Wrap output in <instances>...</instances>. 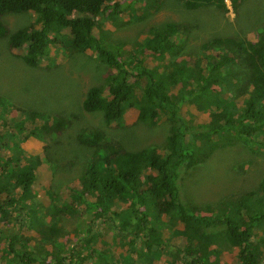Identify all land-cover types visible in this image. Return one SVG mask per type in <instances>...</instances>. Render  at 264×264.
<instances>
[{
    "label": "rangeland",
    "instance_id": "obj_1",
    "mask_svg": "<svg viewBox=\"0 0 264 264\" xmlns=\"http://www.w3.org/2000/svg\"><path fill=\"white\" fill-rule=\"evenodd\" d=\"M115 2L121 5L117 16L110 17V13L100 16L95 36L109 50L120 52L121 60L128 62L130 71L139 62L145 61L155 73L167 76L171 70L182 65V61L204 58L202 45L214 39L233 38L255 43L258 32L264 31V0H245L238 6H233L230 0L227 2L228 11L215 6L188 10L177 0H168L161 11L145 20L141 17L150 10L148 2L151 4V0H108V7L112 8ZM1 19L11 32L31 27L40 29L41 26L39 16L32 12L9 14ZM166 23L189 27L182 34L184 53L175 60L171 69V56L156 55L147 49L150 28ZM50 37L58 42L49 44L45 54L38 58L36 68L24 62L23 57L27 56L25 48L12 49L8 40L0 39V167L5 166V160L14 159L12 166L26 170L32 168L38 159L42 160L35 170L37 180L32 190L28 196H22L21 201H15L19 209L3 206L0 213V264L8 262L4 261L3 251L9 249L12 238L18 239L15 247L17 254L32 252L42 264H53L54 259L69 264L71 253L79 250V241L89 233L90 227L93 228L92 234L98 233L97 249L114 257L132 250L128 244L124 247L112 246L113 233L117 230L114 225H106L102 219L95 220L94 212L87 213V205L97 201L98 195H85L80 204L76 201L78 194L75 193L81 189L77 179L87 173L91 161L97 160L100 164L104 158L95 155V149L79 143L80 136L91 138L96 132L106 133L109 142L122 146L126 151L136 152L157 146L159 153L165 155L170 122L162 116L159 122L144 125L137 122V116L132 111H128L124 122L109 127L103 112H86L83 104L89 89L103 86L106 97L109 93L108 79L117 73L103 64L93 49L84 53L73 52L67 31L55 26ZM219 54L222 55L223 51ZM230 54L238 55L237 52ZM206 57L209 55L206 54ZM202 61L208 63L210 60L204 58ZM182 94L188 96L190 91L179 84L167 96L178 100ZM188 104L192 101L184 104L183 111L190 112V115L182 116L188 117L195 125L210 122L209 113L201 114ZM34 128L38 130L29 134ZM230 138L235 143L234 147L218 150L210 160L196 168L182 165L179 169L181 202L185 207L192 208L197 216L218 214V208L227 205L223 209L239 217L236 213L239 205L234 202L250 191L256 193L250 211L255 214L264 205V146L258 149L259 144H264L244 137L234 139L232 134L225 135L221 141L229 142ZM21 178V172L15 177L10 176L11 186L3 190L0 201L20 197ZM116 196L111 197V205H118L116 211L120 215L141 212L142 206L132 207L131 197L120 199ZM146 202L148 205L152 203L148 199ZM62 203H72L77 210L69 207L66 212L57 209L54 212L50 205L61 207ZM154 219L153 224L158 227L164 249L160 258L149 257L153 264H168L171 254L177 255L186 238L179 234V227L168 217L155 215ZM44 220L48 225H52L54 220L59 222L54 225L63 226L64 232L58 242L64 248L40 238L37 223ZM256 231L264 258V224ZM144 235V232L137 234V247H144ZM217 248L216 244L212 246V249ZM81 250L84 253L79 264H99L98 255L91 259L90 250ZM221 250L217 260L219 264H239L237 247L225 242ZM113 255L111 261L114 262Z\"/></svg>",
    "mask_w": 264,
    "mask_h": 264
},
{
    "label": "trees",
    "instance_id": "obj_2",
    "mask_svg": "<svg viewBox=\"0 0 264 264\" xmlns=\"http://www.w3.org/2000/svg\"><path fill=\"white\" fill-rule=\"evenodd\" d=\"M151 1V4L148 2L150 10L141 20L154 16L168 2ZM177 1L188 10L195 11L204 6L229 10L226 0ZM244 1L232 0V5L238 6ZM108 4V0H0V39L8 40L12 49L25 48L27 56L23 60L28 66L36 68L38 58L45 54L49 44L58 42L50 37L52 29L57 26L59 30L67 31L73 52L84 53L93 49L103 64L116 71L117 75L108 79L109 93L106 97L103 86L89 89L83 104L86 112H103L109 127L124 122L128 111H132L137 116V122L144 125H153L162 116L170 122L165 155L159 153L157 146L136 152L126 151L122 146L109 142L106 133L96 132L91 138L79 137V143L95 149V155L104 158L100 164L97 160L91 161L87 173L80 180L77 179L81 189L75 193L78 194L76 201L80 204L85 195H98L97 201L87 205V213L94 212L95 220L102 219L104 224L114 225L117 230L113 233L112 246L124 247L128 244L132 250L114 257L97 249L98 233L92 234L93 228L90 227L89 233L79 241V250L71 253L69 264L80 263L84 253L81 249L90 250L91 259L98 255L99 264H153L149 256L160 258L164 249L158 227L153 224L155 215L168 217L171 223L179 227V234L186 238L177 255L171 254L172 260H168V264H219L217 260L225 242L239 249V264H264L256 231L264 224V205L255 214L250 211L256 193L247 192L234 202L239 205L236 211L239 217L224 210L227 205H221L218 214L200 217L194 214L192 208L183 205L179 187V169L182 165L196 168L210 160L218 150L235 146L231 138L229 142L221 141L225 135L232 134L234 139L244 137L254 142L259 140L264 144V31L258 32L255 43L233 38L214 39L202 45L204 58L210 60L208 63L202 61L204 58L182 61L177 69L161 77L153 68L147 67L145 61L139 62L130 71L128 62L121 60L120 52L109 50L96 38L98 18L108 13L110 17H116L121 8L118 2L112 8ZM30 12L39 16L40 29L31 27L11 32L1 19L9 14ZM188 30L189 27L175 23L153 26L150 28L151 38L148 39L147 49L156 55L171 56L170 69L174 68L175 60L184 53L182 34ZM220 51H223L222 55ZM230 52H237L238 55L232 56ZM179 84L187 88L190 95L182 94L178 100L170 99L167 93ZM189 100L192 104L188 105L197 108L201 114L209 113V123L195 125L188 117L182 116L190 115V112L183 111L186 107L184 104ZM37 130L34 128L29 134ZM258 146V149H262L264 145ZM13 160H5V166L0 167V197L3 190L11 186L10 176L15 177L19 172L22 173V190L18 199L10 197L0 201V213L3 206L19 209L15 201L28 196L37 180V165L42 163L38 159L32 168L24 170L12 166ZM113 195L120 199L131 197L132 207L142 206L141 212L120 215L116 211L118 205H111ZM146 199L152 203L148 205ZM141 203L143 205H138ZM50 205L54 212L56 209L66 212L69 207L77 210L72 203H62L61 207ZM55 222L52 220V225L45 220L38 222L37 232L43 240L64 248L58 242L64 228L54 225ZM142 232L145 233L144 247H137V234ZM17 240L12 238L9 249L3 251L7 264H42L32 252L17 254ZM215 244L220 249H212ZM112 255L114 262L111 261ZM53 264L65 263L64 260L54 259Z\"/></svg>",
    "mask_w": 264,
    "mask_h": 264
},
{
    "label": "built area",
    "instance_id": "obj_3",
    "mask_svg": "<svg viewBox=\"0 0 264 264\" xmlns=\"http://www.w3.org/2000/svg\"><path fill=\"white\" fill-rule=\"evenodd\" d=\"M227 2L230 1V0H226Z\"/></svg>",
    "mask_w": 264,
    "mask_h": 264
},
{
    "label": "clouds",
    "instance_id": "obj_4",
    "mask_svg": "<svg viewBox=\"0 0 264 264\" xmlns=\"http://www.w3.org/2000/svg\"><path fill=\"white\" fill-rule=\"evenodd\" d=\"M226 3H227V1H226ZM227 5H228V3H227Z\"/></svg>",
    "mask_w": 264,
    "mask_h": 264
}]
</instances>
